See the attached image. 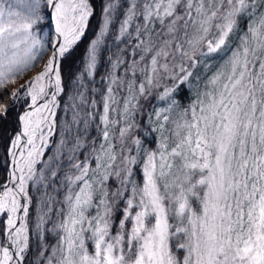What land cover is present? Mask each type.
<instances>
[{"label":"snow or ice","instance_id":"obj_1","mask_svg":"<svg viewBox=\"0 0 264 264\" xmlns=\"http://www.w3.org/2000/svg\"><path fill=\"white\" fill-rule=\"evenodd\" d=\"M0 264H264V0H0Z\"/></svg>","mask_w":264,"mask_h":264}]
</instances>
